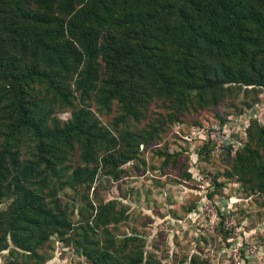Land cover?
<instances>
[{"label": "trees", "instance_id": "1", "mask_svg": "<svg viewBox=\"0 0 264 264\" xmlns=\"http://www.w3.org/2000/svg\"><path fill=\"white\" fill-rule=\"evenodd\" d=\"M108 33V53L126 60L118 84L98 75ZM258 59L264 0H0V203L8 201L0 252H9L8 264L17 254L39 257L53 235L94 264H163L142 238H115L111 227L128 220L127 209L91 197L96 176L114 174L160 136L155 127L168 114L130 130L153 102L169 106L183 95L187 105L217 104L224 85L253 86L255 76L264 87ZM21 142L32 144L36 167L26 178L4 164ZM243 152L234 169L242 180L257 156Z\"/></svg>", "mask_w": 264, "mask_h": 264}, {"label": "rangeland", "instance_id": "2", "mask_svg": "<svg viewBox=\"0 0 264 264\" xmlns=\"http://www.w3.org/2000/svg\"><path fill=\"white\" fill-rule=\"evenodd\" d=\"M110 35L100 46L98 75L101 81L118 84L125 80L126 60L108 53V41H114ZM254 81L256 85L242 88L224 85L219 93L224 96L217 104L189 98L192 104L187 105L183 95L171 98L169 106L168 101H155L140 125H130V130L139 131L162 123L160 115L168 114L164 124L155 127L161 133L151 144L138 147L135 157L128 154L131 160L114 174L96 176L91 197L115 200L118 208L127 209L128 220L111 227L116 239L142 238L144 250L163 264H264V145L260 144L264 87L257 84L261 80L256 76ZM58 117L65 122L70 115ZM111 119L101 118L106 125ZM30 145L18 144L13 162L5 158L10 175L18 172L26 178L33 173ZM246 148L257 156L242 180L234 169L238 156L243 161ZM7 205L8 201L0 203V211ZM73 244L53 235L39 257L17 254L14 260L17 264H94ZM8 254L0 252V264H8Z\"/></svg>", "mask_w": 264, "mask_h": 264}]
</instances>
